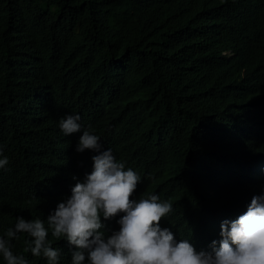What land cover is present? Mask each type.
<instances>
[{
	"label": "trees",
	"instance_id": "obj_1",
	"mask_svg": "<svg viewBox=\"0 0 264 264\" xmlns=\"http://www.w3.org/2000/svg\"><path fill=\"white\" fill-rule=\"evenodd\" d=\"M15 45L30 57L20 111L29 127L11 135L18 123L0 89V158L9 160L0 232L20 208L9 191L45 193L35 184L44 146L34 108L49 93L77 95L93 121L118 113L112 141L124 144L125 170L142 176L132 199L153 195L146 188L171 202L161 227L175 238L212 243L223 221L264 195L255 186L264 168V0H0V52ZM71 154L81 172L87 155L73 146ZM30 240L13 239V254L46 264L25 251Z\"/></svg>",
	"mask_w": 264,
	"mask_h": 264
},
{
	"label": "clouds",
	"instance_id": "obj_2",
	"mask_svg": "<svg viewBox=\"0 0 264 264\" xmlns=\"http://www.w3.org/2000/svg\"><path fill=\"white\" fill-rule=\"evenodd\" d=\"M29 58L18 45L0 52V89L11 102L8 114L18 123L11 135L29 127V117L20 114L29 99L24 93L25 67L31 75ZM49 94L45 108L42 95L34 108L36 121L42 117L39 135L44 146L36 151L41 171L35 184L45 193L37 188L24 196L9 191L7 201L18 200L20 208L15 218L6 217L10 225L0 232L7 237H0V256L6 264H29L23 255L13 254L11 244L26 237L31 240L25 251L44 257L46 264H264V195L254 196L236 220L223 221L212 243L193 242L191 236L175 238L161 227L173 211L171 202L160 201L158 192L146 188L153 195L132 199L142 176L125 170L124 157L117 154L124 149V144L114 142L120 136L115 127L118 113L110 111L102 121H93L77 95ZM72 146L87 155L81 172L72 165ZM8 164L7 157L0 158V169ZM255 176V186L264 189V168Z\"/></svg>",
	"mask_w": 264,
	"mask_h": 264
}]
</instances>
